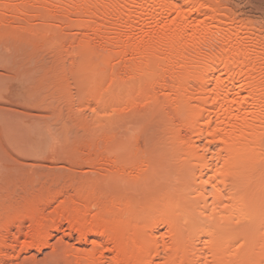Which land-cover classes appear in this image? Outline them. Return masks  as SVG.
Returning <instances> with one entry per match:
<instances>
[{"label": "bare ground", "instance_id": "1", "mask_svg": "<svg viewBox=\"0 0 264 264\" xmlns=\"http://www.w3.org/2000/svg\"><path fill=\"white\" fill-rule=\"evenodd\" d=\"M228 4L0 0V98L54 112L67 73L91 112L61 150L0 107V264H264V29Z\"/></svg>", "mask_w": 264, "mask_h": 264}, {"label": "rangeland", "instance_id": "2", "mask_svg": "<svg viewBox=\"0 0 264 264\" xmlns=\"http://www.w3.org/2000/svg\"><path fill=\"white\" fill-rule=\"evenodd\" d=\"M228 8L231 9V11L233 12L232 14L237 15V18L239 20H247V19H248L247 21H251L252 20L251 22H253L257 28H260V26H261L262 29H264V0H229ZM31 23L32 24H34V23L35 24L36 23L38 24L39 22L37 20H34L33 19V20H31ZM258 25H259V27H258ZM63 32L66 33V35H65L64 38H67V39H70L67 36L69 34H70L69 36H71L72 38H73V36H75V38H78V36H79V34L77 36V32H75L74 30L67 29V30H65ZM75 33H76V35H73ZM65 44L63 45L64 47L62 48V51H63V49L65 50V47H66ZM10 53H12V52L10 51ZM62 54H64V53H62ZM37 55H38L37 57L39 59H42L44 61L47 60L48 62H50L53 59V57H51V53L48 52V51H46V50H41V51L37 52ZM47 61H45L43 64L44 65L46 64L48 66L49 63ZM66 62H68L67 65L66 64L63 65V63H60V65L61 66L63 65L64 68L66 67V69H65L66 72H69L68 71V68H67L69 66L68 65L69 64V61L66 60L65 63ZM59 66H58V68L61 67V66L60 67ZM14 71L15 70H14V68L12 66H5V67L0 66V80H8V81L11 80V82H14V80H15ZM70 78H71L70 75H67V73H66V76L64 77V80H66V82H68L69 88L71 87V89L68 88V90L70 91V94H71L70 95L68 93L70 95V97H71L70 101L76 102V103L80 104L78 101H76L77 98L74 99V97L77 96L76 95L77 93H76V91L74 90V88L72 86V82H71L72 80H70ZM43 91H44V93H41V95H39V97L41 98L40 101L42 103L37 104L34 101H31L30 102L29 101V98H28V95L24 92V94H23V97L25 99L24 102H19L21 99L20 100L13 101V102H10L9 99H7V101H6V100H3L2 98H0V107L3 108L4 110L11 111L16 116L25 118L30 123H32V122L37 123V122H40V121H44V122H47L49 124H52L53 126H51V128H50L51 131H52L51 132L52 133V137L55 136V138L57 140L56 141L57 142V145H59L60 148H61V146H62V148L64 146V142H63L64 141V138H63L64 137V132L62 131L63 130V127L60 126L61 123L66 124L65 125L66 127L68 125L70 126V127L68 126V128L70 129V132H69L70 134L68 135L69 140L71 139L70 142L73 139H75V138H81V137H83L84 136V133H82L80 130L75 131L76 128H74V125L72 126V124H73V121L72 120L73 119H71L72 118L71 116L73 115V113H72V115H70L71 114L70 113L71 112L70 107L73 106L71 109L77 110L78 112L77 111H73V110L72 111L74 113H76V115L80 116V118L82 116L81 119H83V120H85V118H83V117H87L88 118L89 116H91L90 115V113H91L90 110L88 111V109L84 105H82V104H80V108H79V105H77L76 103L73 104L72 102H68L67 103L65 101H60V103L58 104V102L56 100H53L54 102L53 101L52 102L54 103V106L56 104V106H55L56 111L54 110V112L55 113L56 112L57 113H61V115H62L61 116V120H59V121L57 120L58 121L57 122L56 121V118L54 116L55 113L53 112V109L49 108V105H48V101L51 98H47L48 97L47 96V92H45V90H43ZM72 94L74 95L73 98H72V96H73ZM72 99L75 100V101H73ZM70 104H73V105H70ZM60 105H61V107H60ZM66 105L67 106L68 105L70 106V107L68 106L69 109H67L68 107ZM81 105H82V108L84 106L85 111H84V109L81 108ZM74 106H75V108H74ZM57 109H59V110H57ZM78 109H80V110H78ZM58 111H60V112H58ZM69 115H70L71 118L69 117ZM88 120H89V118L86 121H88ZM70 121L72 123H70ZM72 128L74 129V131H72L73 130ZM53 131H55V132H53ZM59 132H60V134H58ZM76 134H78V135L76 136ZM0 136H2L1 133H0ZM60 136H61V139H60ZM59 142H61V143L59 144ZM62 148H61V150H64ZM211 150H212V147L204 148L202 151H200V153H203L206 156H208V154L210 153ZM11 152H13V151H11ZM13 153L15 154V152H13ZM62 163H63V161H60V163L57 162V164H55V166L58 169H61L60 170L61 172H63L64 168L67 167V164L66 163H63V164ZM44 164L45 165H52V164H50V162L48 164L47 161H44ZM89 168L90 167H86V168H83V170L86 171V172H89V173L90 172L91 173L92 172L95 173V171L97 173L99 172L97 170L93 171L94 169L91 171V168L90 169ZM102 172H104V171L102 170ZM68 194H71V193L69 192ZM65 228H63L61 231H62V233H64V234L66 233L67 234L68 231L66 232V230H64ZM28 229H29V224L27 222H25L24 223V226L22 227V232L23 233H26L28 231ZM17 236H18V234H17L16 229L12 227L10 229V231H9V235L7 236V243H9L12 240L13 237H17ZM59 236H61V234H59ZM50 250L51 249H48V250H46V251H44L42 253H38L35 250H28L25 253L24 252H21V254H19V257L15 254L14 257H13V259L10 260V261L15 264L18 261L20 262L22 259H28L27 257H29L30 259L32 257L33 259L39 260V259H42L41 257H43V254L44 253H47Z\"/></svg>", "mask_w": 264, "mask_h": 264}]
</instances>
